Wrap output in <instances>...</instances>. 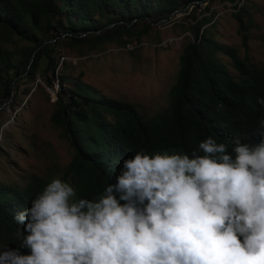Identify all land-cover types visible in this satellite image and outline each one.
<instances>
[{
	"label": "trees",
	"instance_id": "16d2710c",
	"mask_svg": "<svg viewBox=\"0 0 264 264\" xmlns=\"http://www.w3.org/2000/svg\"><path fill=\"white\" fill-rule=\"evenodd\" d=\"M207 1L0 0V107L12 105L20 85L33 82L36 76L51 89L58 80L60 90L50 122L73 150L63 178L69 177L78 197L98 200L106 186L115 183L123 159L137 152L191 155L209 136L259 141L255 132L264 119V106L256 98L264 97V66L213 40L210 16L194 18L186 28L193 40L182 47L168 104L148 118L131 104L98 96L78 82L67 85L64 70L58 72L61 47L82 57L108 43L136 44L153 24L168 22L172 14L194 10ZM222 1L232 5L246 47L252 19L247 6ZM13 39L26 44L10 50L5 44ZM219 55L230 60L237 77L228 72ZM31 89L26 86L24 93ZM46 186L36 176L23 187L0 184V242L5 243L7 235L10 241H19L17 233L23 225L14 217L30 207Z\"/></svg>",
	"mask_w": 264,
	"mask_h": 264
},
{
	"label": "clouds",
	"instance_id": "9594fccd",
	"mask_svg": "<svg viewBox=\"0 0 264 264\" xmlns=\"http://www.w3.org/2000/svg\"><path fill=\"white\" fill-rule=\"evenodd\" d=\"M255 135L137 152L98 200L52 179L16 213L0 264H264V119Z\"/></svg>",
	"mask_w": 264,
	"mask_h": 264
},
{
	"label": "rangeland",
	"instance_id": "374dc122",
	"mask_svg": "<svg viewBox=\"0 0 264 264\" xmlns=\"http://www.w3.org/2000/svg\"><path fill=\"white\" fill-rule=\"evenodd\" d=\"M246 5L251 14L247 46L242 45L238 23L232 16L230 3L208 0L194 10L184 9L172 14L168 22L153 24L139 43L121 47L108 43L79 57L67 47L58 49L59 73L64 70L67 85L75 82L94 90L98 96L129 103L144 118L155 115L168 104L169 91L179 70L183 45L192 41L186 28L194 18L212 17L208 28L216 42L233 48L242 58L264 66V0H236ZM243 20L246 22L245 18ZM5 42L4 38H1ZM25 42L9 41L14 50ZM228 72L237 77L230 60L219 55ZM32 88L25 94V87ZM38 86V87H36ZM39 77L20 85L12 105L0 107V184L25 186L31 176L48 183L63 178L74 153L60 130L52 126L50 117L56 94Z\"/></svg>",
	"mask_w": 264,
	"mask_h": 264
},
{
	"label": "bare ground",
	"instance_id": "6f19581e",
	"mask_svg": "<svg viewBox=\"0 0 264 264\" xmlns=\"http://www.w3.org/2000/svg\"><path fill=\"white\" fill-rule=\"evenodd\" d=\"M59 90H60V88H59V83H58V80H57L56 85H55V87L53 88L52 93H53V94H56V93H58ZM59 93H60V92H59ZM56 96H57V94H56Z\"/></svg>",
	"mask_w": 264,
	"mask_h": 264
}]
</instances>
